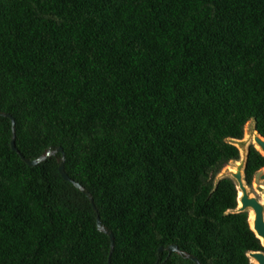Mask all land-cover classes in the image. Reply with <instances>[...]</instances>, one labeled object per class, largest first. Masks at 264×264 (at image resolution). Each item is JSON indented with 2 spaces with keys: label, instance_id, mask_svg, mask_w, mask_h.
Masks as SVG:
<instances>
[{
  "label": "trees",
  "instance_id": "1",
  "mask_svg": "<svg viewBox=\"0 0 264 264\" xmlns=\"http://www.w3.org/2000/svg\"><path fill=\"white\" fill-rule=\"evenodd\" d=\"M0 111V264H107L97 215L110 264L264 251L217 178L264 137V0H0Z\"/></svg>",
  "mask_w": 264,
  "mask_h": 264
},
{
  "label": "water",
  "instance_id": "2",
  "mask_svg": "<svg viewBox=\"0 0 264 264\" xmlns=\"http://www.w3.org/2000/svg\"><path fill=\"white\" fill-rule=\"evenodd\" d=\"M1 115H4L8 117L11 120L12 125L14 124V119L11 116L10 113L7 112H2L0 111ZM233 140H238L239 139H233ZM252 144L254 145L255 143L259 146V149L256 148L257 150L260 151L262 155H264V137L260 135L257 131L252 137ZM240 142V147H241V157L239 160H232L235 161V168L234 169H228L226 172L222 173V177L228 176L231 177L234 182H235V187L236 190L241 192V195L237 197V205L236 207L232 210L233 212H240V211H247L251 209L253 211V219H252V225H250L251 229L254 231L256 236L260 239L261 245L264 248V203H262L256 196L250 195L248 192V186L245 182L244 179V167H245V162H246V157H247V152H248V147L245 146V141H239ZM10 146L11 148L19 153L20 157L25 159L24 156L18 151V149L15 146L14 143V136H12L11 141H10ZM55 152H60L62 157L61 160L58 164V171L61 175V177L71 183H73L77 188L82 190L88 197L89 200L93 206V209L95 212H97V209L94 205L93 198L90 195L88 191L84 189V187L77 181L73 180L69 175L65 172L64 170V154H63V148L61 146H58L57 148L53 150H48L44 155H41L37 159L33 160H28L25 159V161L29 165H35L36 163L40 162L41 160L45 159L47 155H51ZM258 178L260 180H264V171H262ZM262 195H264V187L260 189ZM249 221V219H248ZM96 225L99 230L102 232L106 233L109 236L110 239V248H109V253H108V259H107V264H110V257L111 253L113 250L114 246V238L113 234L110 230H108L105 226L101 224V220L99 219L98 215L96 217ZM163 249V246H159L158 251H161ZM166 249L168 252L171 251H178V246L176 244H169ZM248 257L250 258V261L253 262L254 264H264V251L262 250H254V251H249L247 253ZM187 257L192 259L196 264H200L197 258L191 254H186ZM154 264H161L158 260L154 262Z\"/></svg>",
  "mask_w": 264,
  "mask_h": 264
},
{
  "label": "rangeland",
  "instance_id": "3",
  "mask_svg": "<svg viewBox=\"0 0 264 264\" xmlns=\"http://www.w3.org/2000/svg\"><path fill=\"white\" fill-rule=\"evenodd\" d=\"M256 133V130L254 129V121L249 120L245 126H244V133L243 137L239 139V141H245V146L248 147L250 144H252V137ZM230 142H232L234 145H236L239 149V154H241V147L240 142L238 140L229 139ZM253 145V144H252ZM241 155L239 156L240 159ZM238 159V160H239ZM235 168V161H230L228 164H226L221 171L218 173L217 178L222 177V173L226 172L228 169H234ZM264 171V169H260L257 171L252 179V182L248 186V192L250 195L256 196L259 200L263 195L260 191L262 187H264V180H260L258 178L259 174Z\"/></svg>",
  "mask_w": 264,
  "mask_h": 264
},
{
  "label": "bare ground",
  "instance_id": "4",
  "mask_svg": "<svg viewBox=\"0 0 264 264\" xmlns=\"http://www.w3.org/2000/svg\"><path fill=\"white\" fill-rule=\"evenodd\" d=\"M254 145L256 146V148L259 149V146L256 143ZM262 169H264V166L262 167ZM240 195H241V192L239 190L237 191V197H239ZM260 201L264 203V195H263V198L262 197L260 198ZM248 219H249V224L252 225L253 211L251 209L248 210Z\"/></svg>",
  "mask_w": 264,
  "mask_h": 264
}]
</instances>
